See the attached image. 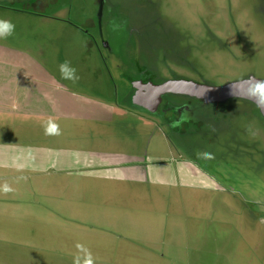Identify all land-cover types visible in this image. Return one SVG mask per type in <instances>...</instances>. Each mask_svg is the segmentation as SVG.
Here are the masks:
<instances>
[{"label":"rangeland","instance_id":"rangeland-1","mask_svg":"<svg viewBox=\"0 0 264 264\" xmlns=\"http://www.w3.org/2000/svg\"><path fill=\"white\" fill-rule=\"evenodd\" d=\"M109 1L112 15L100 0H0V19L15 25L0 40V146H14L10 157L126 149L171 174L131 187L79 169L54 172L56 162L47 173L12 171L15 178H0V264H264V225L255 218L250 230L241 194L175 170L195 160L231 172L230 183L241 188L259 186L264 119L257 107L230 99L220 105L224 132L206 125L173 135L149 116L128 113L121 77L145 67L158 83L264 80V0ZM109 19L120 23L116 38L105 27ZM64 61L76 69L75 83L61 79ZM73 166L87 160L78 156Z\"/></svg>","mask_w":264,"mask_h":264},{"label":"flooded vegetation","instance_id":"flooded-vegetation-1","mask_svg":"<svg viewBox=\"0 0 264 264\" xmlns=\"http://www.w3.org/2000/svg\"><path fill=\"white\" fill-rule=\"evenodd\" d=\"M45 1V0H44ZM57 1V0H54ZM100 2L107 3V8L109 12L111 13L112 8L114 7V4H111L109 0H100ZM112 15V13H111ZM114 22L110 21L105 25L106 28H108L110 33L113 35L114 38L117 37L119 34V27L120 23L113 24ZM112 42L110 45H108V49L110 51L113 50ZM120 61V59H118ZM114 65H120L118 62H114ZM122 65V64H121ZM129 74H121V77H124L125 80L128 81L129 91L127 92L125 98L129 99V109L128 113L134 114L138 117V114L149 116L151 120L155 119L158 121L159 125H163V127H166L173 135L178 136H184L187 133L193 131L201 132V130L205 129V126L207 125L210 130L213 132H224V129H227L229 127L226 126V123L221 121L219 118L221 114H223L221 111L222 107L220 105L217 108H207V107H201V101L197 100L195 98L184 96V95H171V94H163V95H156L157 100L152 94H150L145 86L150 85H158L161 83L156 82L155 80V73L149 71L145 67H137L133 70L129 69ZM135 73V74H134ZM132 76H135L133 78ZM175 80H181L180 78ZM184 80V79H183ZM165 82V81H164ZM163 83V82H162ZM145 95V98H140L141 94ZM182 97L183 99L178 102V100L175 99V97ZM147 97V98H146ZM171 97V98H170ZM176 100V101H175ZM136 121V119H135ZM141 122V121H140ZM138 122V123H140ZM136 124H131L130 132H137L134 128ZM226 126V128H225ZM160 127V126H159ZM129 127L122 128L124 130H129ZM193 166L191 168L181 167V169H175L178 172L179 177H187L194 173V171H198L204 178L208 179L211 182V186L214 189H221L223 192L229 193L230 190H237L235 188H240L239 186L235 185L234 183H230V178L232 177L231 172H220V168L216 170V167L218 166H207L208 163L201 164L195 160L192 161ZM227 164L226 162L221 163V165ZM143 165H147L144 163ZM230 165H233L235 167H238L237 162L230 163ZM144 168V167H143ZM156 168V167H155ZM159 170L156 171L161 174H166L167 172H171L169 170H166L165 168L159 166ZM165 170V171H164ZM228 171L230 169L228 168ZM147 182H145V185L149 184V180L146 179ZM229 181V182H228ZM231 181H235L233 178ZM222 182V183H221ZM223 183H226L227 186H225ZM194 185H198V182H192ZM200 184V183H199ZM202 184V183H201ZM199 186L201 188L205 187ZM222 187H221V186ZM192 187H196L193 186ZM210 187V186H206ZM237 193L239 190L236 191ZM242 195V194H241ZM244 195V194H243ZM244 199V198H243ZM246 205L247 207H244L243 205ZM242 213L244 216V220L248 223V225L251 227L250 230L256 228V222L254 223V219L256 218H262L264 216V210L261 208L264 206L256 204L255 202H246L244 201L242 203ZM262 224V222H261ZM264 225V224H262ZM249 230V231H250Z\"/></svg>","mask_w":264,"mask_h":264},{"label":"crops","instance_id":"crops-1","mask_svg":"<svg viewBox=\"0 0 264 264\" xmlns=\"http://www.w3.org/2000/svg\"><path fill=\"white\" fill-rule=\"evenodd\" d=\"M136 129V126L134 127ZM129 129V128H128ZM254 143V142H253ZM255 142L254 144H256ZM245 147H248L245 145ZM256 151H257V144L256 146ZM12 149H14V146H0V178H5L9 179L11 177L15 178L14 170H19L20 172L22 171H28L29 169H32L33 171L37 173H47L48 172V166L52 162L57 163V168H55L54 172H61V171H72V169H79L76 171H79V173H83L84 175L88 177H92L94 179H101V180H108L111 183L113 181L116 182H127V186H138V185H143L145 186L146 179L149 180V184L147 185L148 187H151L153 185L158 184L154 179L157 177H162V174L156 171V168L153 166L151 167L150 165L147 164L146 160L142 157H147L144 156L143 154L138 153V151H121L119 149L112 150L109 148H104L101 149L102 152H97V151H83V153H79V157L83 160H87V166L84 167H79L78 166H73V163L78 159V156L76 154H73L75 152L71 151H65V152H59L55 154V157H38L37 155L34 154V157L32 156V153L28 154H23V153H18L16 154L17 157L15 156ZM90 150V149H89ZM240 151V148H239ZM31 152V151H30ZM2 154L4 156H2ZM11 154L13 155L12 157ZM100 160L99 166H95L97 164H93V161ZM46 164L47 167L44 169L39 168L37 166L36 168H32L29 165L31 163H40ZM146 163L147 165H143ZM106 166L109 168L111 171H101L102 169L100 168L101 166ZM54 167V164H53ZM95 168L96 170H87L90 168ZM99 167V168H98ZM144 167V168H143ZM151 168L153 170H151ZM114 170H117L118 173H113ZM75 172V171H73ZM171 174V173H169ZM193 174H199L198 171H194ZM168 172L166 174H163V176H167ZM187 177L184 178H188ZM257 176H255L256 178ZM259 187L261 190L257 189V187L251 186V185H245V188H235L239 190L237 193V190H230L229 194H242L241 196L244 198V201L246 202H255V203H261L262 206H264V182L260 180ZM61 183V182H60ZM123 184V183H122ZM194 185V184H193ZM62 186V184L58 185ZM76 191H79L78 188H75ZM263 210L264 208L261 207ZM260 222L264 224V216L260 219Z\"/></svg>","mask_w":264,"mask_h":264},{"label":"water","instance_id":"water-1","mask_svg":"<svg viewBox=\"0 0 264 264\" xmlns=\"http://www.w3.org/2000/svg\"><path fill=\"white\" fill-rule=\"evenodd\" d=\"M253 80L260 79L250 77L218 87L199 84L189 80H167L158 85L145 86V88L150 94H152V96L156 98V100L159 95L172 94L195 98L201 101V107L207 108H217L220 104L230 99L247 100L256 106L252 100L247 98L248 88L250 82ZM229 86H231L235 98L229 95ZM141 97L145 98V95L142 93L140 95V98ZM258 112L261 118L264 119V112H261L260 110H258Z\"/></svg>","mask_w":264,"mask_h":264},{"label":"clouds","instance_id":"clouds-1","mask_svg":"<svg viewBox=\"0 0 264 264\" xmlns=\"http://www.w3.org/2000/svg\"><path fill=\"white\" fill-rule=\"evenodd\" d=\"M15 32V25L9 20L0 19V40H6ZM61 79L75 83L79 77L76 69L71 66L69 61H64L58 66ZM229 95L235 98L234 92L229 86ZM247 98L252 100L258 110L264 112V80H253L250 82ZM251 130V129H250ZM205 156H211L210 153H205Z\"/></svg>","mask_w":264,"mask_h":264}]
</instances>
